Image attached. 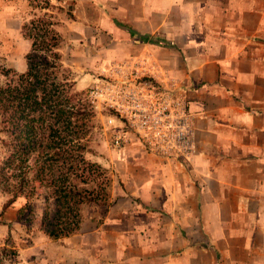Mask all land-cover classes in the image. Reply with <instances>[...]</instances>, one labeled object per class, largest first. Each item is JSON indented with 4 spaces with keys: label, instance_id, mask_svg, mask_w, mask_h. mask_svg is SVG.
I'll use <instances>...</instances> for the list:
<instances>
[{
    "label": "crops",
    "instance_id": "crops-1",
    "mask_svg": "<svg viewBox=\"0 0 264 264\" xmlns=\"http://www.w3.org/2000/svg\"><path fill=\"white\" fill-rule=\"evenodd\" d=\"M75 1L79 15L55 26L62 62L76 66L81 43L95 70L151 56L186 89L194 151L114 153L99 163L118 179L112 205H86L80 231L61 240L36 233L32 254L44 264H264V0ZM26 7L0 0L17 31Z\"/></svg>",
    "mask_w": 264,
    "mask_h": 264
},
{
    "label": "trees",
    "instance_id": "trees-1",
    "mask_svg": "<svg viewBox=\"0 0 264 264\" xmlns=\"http://www.w3.org/2000/svg\"><path fill=\"white\" fill-rule=\"evenodd\" d=\"M49 18L21 26L30 42L23 71L0 66V189L6 195L0 216L23 200L15 222L61 240L80 231L86 205H112L118 179L87 159L94 152L95 113L63 65L62 39ZM17 257L9 241L0 247V264H16Z\"/></svg>",
    "mask_w": 264,
    "mask_h": 264
},
{
    "label": "built area",
    "instance_id": "built-area-1",
    "mask_svg": "<svg viewBox=\"0 0 264 264\" xmlns=\"http://www.w3.org/2000/svg\"><path fill=\"white\" fill-rule=\"evenodd\" d=\"M158 69L147 55L109 63L96 70L86 97L114 151L139 145L187 160L194 141L186 89Z\"/></svg>",
    "mask_w": 264,
    "mask_h": 264
},
{
    "label": "rangeland",
    "instance_id": "rangeland-1",
    "mask_svg": "<svg viewBox=\"0 0 264 264\" xmlns=\"http://www.w3.org/2000/svg\"><path fill=\"white\" fill-rule=\"evenodd\" d=\"M28 7L25 8L21 16V25L25 22L28 23L30 19H37L47 14L52 16L49 18V21L60 23L61 19L70 20V18L75 19L79 15L77 11V5L75 0H24ZM92 8L88 9V16L90 20L94 18V14L91 12ZM75 12V14H74ZM90 12V13H89ZM19 17H15L13 20L11 15H4L0 13V66L5 68H11L17 71L21 69L25 63V56L30 50V42L22 37L21 27L17 31L16 26L18 22H15ZM25 42H23V40ZM63 45V44H62ZM61 45V48H62ZM85 44L77 45L78 49L81 50V54L72 59V61L77 62L78 64L72 68L68 66L70 64V56L67 57L66 63L63 62V65L70 69V78L76 82V87L79 90L84 92L87 91L88 87L93 82V78L96 75V65L91 60L92 56H89L85 61ZM74 49V47H73ZM72 50V49H71ZM69 53L70 49L67 50ZM62 61H64L62 59ZM25 66V64H24ZM87 99V97H86ZM88 101V100H87ZM89 103V102H88ZM92 108V107H91ZM93 110V109H92ZM95 113V112H94ZM95 122L96 126L93 131V138L91 146L94 149L93 154H87V159L96 162L104 163L105 165L109 164L110 156L114 153H127V148L122 152L114 151L107 137L104 135L102 130V121L101 118L95 113ZM0 137L3 135L0 134ZM137 146L136 152L149 153L147 150L143 149L139 145ZM5 151L0 145V160L4 156ZM101 165V164H100ZM6 201V195L1 192L0 189V213L2 205ZM23 200H18L14 205L8 208L3 215L0 216V221H4L10 228L7 226L0 225V247L7 245V242L12 243L14 249L16 250L18 257L16 264H44L43 259H36L37 255H42L41 253L35 252L32 254V238L36 237V233L40 232L34 226L30 229L26 228L24 225L18 224L15 222V217L18 209L22 206ZM41 233V232H40ZM41 235H44L41 233ZM36 240V238H35ZM43 260V261H41ZM8 264V263H5Z\"/></svg>",
    "mask_w": 264,
    "mask_h": 264
}]
</instances>
